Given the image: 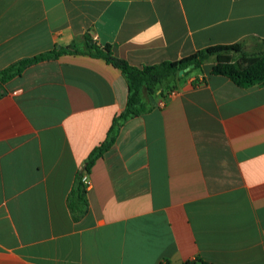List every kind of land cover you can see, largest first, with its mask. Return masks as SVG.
Listing matches in <instances>:
<instances>
[{
	"label": "crops",
	"instance_id": "crops-1",
	"mask_svg": "<svg viewBox=\"0 0 264 264\" xmlns=\"http://www.w3.org/2000/svg\"><path fill=\"white\" fill-rule=\"evenodd\" d=\"M85 35L137 67L256 52L264 0H0V72ZM206 65L128 119L89 172L126 108L121 70L63 53L0 82V264H264V86Z\"/></svg>",
	"mask_w": 264,
	"mask_h": 264
},
{
	"label": "trees",
	"instance_id": "trees-1",
	"mask_svg": "<svg viewBox=\"0 0 264 264\" xmlns=\"http://www.w3.org/2000/svg\"><path fill=\"white\" fill-rule=\"evenodd\" d=\"M83 46L76 42L69 46L46 52L28 60L20 61L0 72V82H6L20 74L28 65L59 56L63 53L86 54L102 58L107 63L121 70L127 79L128 98L125 110L112 123L106 139L89 155L84 172H89L95 161L102 157L115 143L123 124L131 118L149 112L153 106L151 100L157 95L164 96L177 88L178 81L191 74L194 70L202 69L212 63L210 74L221 75L230 79L236 85L248 88L255 85L264 86V40L259 44L262 48L256 52L245 50L243 43L231 45H215L199 50L177 61L162 62L142 67L132 66L121 59L113 46L98 45L89 35L84 36ZM193 65L194 68L183 75L180 71ZM79 173L73 188L69 206L72 212L84 214L87 211V189L81 182ZM184 264H208L201 259L189 260Z\"/></svg>",
	"mask_w": 264,
	"mask_h": 264
},
{
	"label": "built area",
	"instance_id": "built-area-1",
	"mask_svg": "<svg viewBox=\"0 0 264 264\" xmlns=\"http://www.w3.org/2000/svg\"><path fill=\"white\" fill-rule=\"evenodd\" d=\"M171 93H174V90L171 91ZM81 173H82L81 182L83 183L84 187L88 189L91 185L89 176L87 173H84L83 171Z\"/></svg>",
	"mask_w": 264,
	"mask_h": 264
},
{
	"label": "rangeland",
	"instance_id": "rangeland-1",
	"mask_svg": "<svg viewBox=\"0 0 264 264\" xmlns=\"http://www.w3.org/2000/svg\"><path fill=\"white\" fill-rule=\"evenodd\" d=\"M250 52H253L252 49L250 50ZM210 65H211V64H210ZM210 65H205L201 70L198 69V70H194L193 72L197 71V72H199V73H202L203 71H207V70H208V67H209Z\"/></svg>",
	"mask_w": 264,
	"mask_h": 264
},
{
	"label": "water",
	"instance_id": "water-1",
	"mask_svg": "<svg viewBox=\"0 0 264 264\" xmlns=\"http://www.w3.org/2000/svg\"><path fill=\"white\" fill-rule=\"evenodd\" d=\"M193 68H194L193 65H191V66L185 68L184 70L180 71V75H183L185 72H188V71H190V70L193 69Z\"/></svg>",
	"mask_w": 264,
	"mask_h": 264
}]
</instances>
